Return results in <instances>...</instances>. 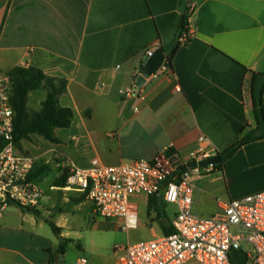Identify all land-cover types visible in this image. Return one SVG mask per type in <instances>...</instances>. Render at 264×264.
<instances>
[{"label": "crops", "instance_id": "obj_1", "mask_svg": "<svg viewBox=\"0 0 264 264\" xmlns=\"http://www.w3.org/2000/svg\"><path fill=\"white\" fill-rule=\"evenodd\" d=\"M183 16L193 37L186 45L175 41L166 54L172 70L146 80L134 112L135 101L119 91L132 85L148 48L164 47L176 36ZM24 64L64 84L58 102L72 111L73 121L55 130L59 144L38 136H32L35 146L22 142L35 164H47L49 171L36 183L43 193L34 208L38 215L19 207L3 213L0 264H50L51 257L55 264H74L81 256L88 264H121L114 247L132 243L122 221L100 218L83 194L54 184L57 170L77 166L64 149L72 152L84 138L67 131H114L108 137L115 143L109 141L104 157L113 165L99 154L93 158L117 166L151 160L171 144L186 162L201 147V136L208 140L202 148L217 154L257 130L251 92L254 75L264 69V0H0V74ZM44 98L43 89L31 92L27 108L32 104L38 111ZM262 157L264 139L242 146L221 171L193 174V213L219 215L218 202L242 198L235 182ZM136 202L138 226L141 220L149 228L148 240L163 236L159 221L168 229L176 208L158 197L139 196ZM115 233L125 234L118 245ZM63 240L75 250L70 263L65 251L58 254Z\"/></svg>", "mask_w": 264, "mask_h": 264}, {"label": "built area", "instance_id": "obj_2", "mask_svg": "<svg viewBox=\"0 0 264 264\" xmlns=\"http://www.w3.org/2000/svg\"><path fill=\"white\" fill-rule=\"evenodd\" d=\"M193 37L188 29L178 42L184 44ZM155 46L148 48L137 69L133 83L119 91L126 100H134L133 111H138L137 101L141 88L135 86L141 74L143 60L152 55ZM22 68H27L26 64ZM170 71L166 59L151 77ZM177 91L179 88L176 89ZM12 86L9 77L0 74V219L11 205L35 208L42 199V190L28 180L34 158L17 148L13 141L14 110L11 105ZM207 138H198L200 148L183 161L171 144L157 157L135 159L117 166L103 165L97 158L87 167L70 165L66 188L79 192L92 202L95 212L103 219H119L122 229L138 227L139 196L158 197L173 205L176 212L171 219L174 233L152 240L116 246L121 264H237L232 251L244 255V264H264V191L229 202H218L219 215L209 218L197 216L192 211L194 186L193 174L200 175L213 166L196 167L179 172L191 161H202L215 155V151L202 148ZM245 242L249 250L241 248ZM55 264V263H54ZM74 264H88L83 256Z\"/></svg>", "mask_w": 264, "mask_h": 264}, {"label": "trees", "instance_id": "obj_3", "mask_svg": "<svg viewBox=\"0 0 264 264\" xmlns=\"http://www.w3.org/2000/svg\"><path fill=\"white\" fill-rule=\"evenodd\" d=\"M189 27L188 17L183 16L179 23L178 31L175 36V41H178L183 32H185ZM189 42V41H188ZM188 42L184 43L186 45ZM166 63L169 69L172 70V56H166ZM12 86V98L11 105L14 110L13 119V141L19 150L26 153L22 147V142L29 141L32 136H38L44 141L52 144H59L61 141L56 137V129H68L73 121V113L69 108H64L59 105L58 97L65 91L64 84L62 82H55L54 80L46 77L40 70L32 67L22 68L20 66L14 67L5 73ZM264 76V69L261 73ZM257 74L254 75V82L252 86V99H253V114L255 120L257 121V128L260 125L256 103L254 99V83ZM43 89L45 91V98L41 103V107L38 111L31 112L27 108L28 95L36 90ZM264 87L262 89V94ZM261 109L264 116V106L261 96ZM255 131H251L243 134V136L230 145L228 148L220 153V162L213 166V170L221 171L224 163L231 159L235 153L242 147L249 143L264 139V137H258ZM46 166H38L35 164L29 174L28 180L37 183L41 176L46 172ZM68 177V169H64L59 177L56 178L54 184L57 187H65L66 179ZM154 198V197H153ZM25 212H30L34 215H38V212L34 208L22 207ZM152 203L149 202L148 213L152 211ZM163 219L162 217H160ZM52 233L55 236H59V228H57L53 223L48 222ZM159 225L163 230V235L168 236L174 233L171 226L166 229V226L159 221ZM68 240H63L60 244V249L58 254L62 255L65 250V245ZM55 260L51 257L50 264H54Z\"/></svg>", "mask_w": 264, "mask_h": 264}, {"label": "rangeland", "instance_id": "obj_4", "mask_svg": "<svg viewBox=\"0 0 264 264\" xmlns=\"http://www.w3.org/2000/svg\"><path fill=\"white\" fill-rule=\"evenodd\" d=\"M28 111L32 112V104L29 105ZM67 132H70V133L72 132L74 134L84 135L83 139H79L77 149L72 150V152L71 151L67 152V149L66 148L64 149V152H66V156H67V153H69L70 158H71L73 163H76L73 160L77 161V163H76L77 166H85L84 162L87 159L90 160L91 158L95 157L97 154H99L104 159V157L106 155H109L107 152V150H108L107 147H109L108 146L109 141H111L112 143H115L114 142L115 140H112L110 137H108V134L111 132H114V131H81V132L80 131H67ZM59 135L61 136L62 133L60 132ZM47 143L50 144L49 142H47ZM66 143H67V141H66ZM34 144H35V142H34L32 137L30 138L29 141L25 142V145H27L29 147L34 145ZM37 146H39V145H37ZM24 151L26 152V154L30 155L29 151H27V150H24ZM110 151L112 154H115L116 147H114V148L110 147ZM55 159H59L58 162L62 161V158L59 156L56 157ZM47 160H49V159H47ZM104 163L107 165H113V163L110 162L108 157L104 159ZM45 166L48 168L47 164H45ZM66 168L69 170V165L65 166V168H62V169L60 168V170H57L58 173L56 174V177H59L61 175L62 171ZM48 171H49V169L46 170V172H48ZM235 191L239 197L251 195V194H254V193H257L260 191H264V157H262L261 159H258L255 163L250 164L248 166V168L244 171V173L235 182ZM45 196H50V194L48 192H46ZM218 200L226 201V199H222V198H220ZM50 203H51V201H50ZM15 207H17V206L11 205L5 211H10L12 209L14 210ZM143 210H144V205L142 203H140L139 204L140 214ZM127 232H128V235H129L132 243L139 242V241H147L148 239H150V230L148 227L141 226V220H140V225L138 226L137 229L129 230ZM113 237H114L113 238L114 244L118 245V244H120V243H118L120 241V239L125 238V234L124 233L123 234L115 233V235ZM241 248L245 249V250H249L250 246L247 243L242 242ZM64 251L66 253L65 262L70 263L74 258L75 250H74V248H71L70 245L66 244ZM187 264H198V263L195 261H191Z\"/></svg>", "mask_w": 264, "mask_h": 264}, {"label": "water", "instance_id": "obj_5", "mask_svg": "<svg viewBox=\"0 0 264 264\" xmlns=\"http://www.w3.org/2000/svg\"><path fill=\"white\" fill-rule=\"evenodd\" d=\"M175 37L171 39V41L165 45L164 47H159L154 50L151 56L148 58H145L143 60V65L141 66V74L137 77L135 81V86L137 88L143 87V85L146 83V80L150 78L152 75H154L161 65L163 64L164 60L166 59V54L169 53L175 43ZM264 87V76L259 74L256 76V80L254 83V99L256 103V108H257V114H258V119L260 122L259 127L255 131V134L258 137H264V116L263 112L261 109V96H262V89ZM220 162V155L215 154L214 156L202 160V161H191L187 163L186 165L182 166L179 169V172H183L186 169H192L196 167H209V166H215ZM240 251H232V259L237 263V264H244L245 258L244 255H239Z\"/></svg>", "mask_w": 264, "mask_h": 264}]
</instances>
